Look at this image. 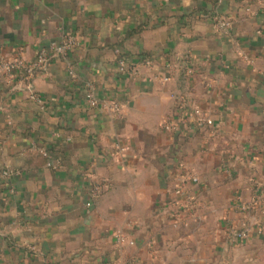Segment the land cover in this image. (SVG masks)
Instances as JSON below:
<instances>
[{
    "label": "crops",
    "instance_id": "obj_1",
    "mask_svg": "<svg viewBox=\"0 0 264 264\" xmlns=\"http://www.w3.org/2000/svg\"><path fill=\"white\" fill-rule=\"evenodd\" d=\"M67 34L37 100L0 77V264H264V0H0V56Z\"/></svg>",
    "mask_w": 264,
    "mask_h": 264
},
{
    "label": "built area",
    "instance_id": "obj_2",
    "mask_svg": "<svg viewBox=\"0 0 264 264\" xmlns=\"http://www.w3.org/2000/svg\"><path fill=\"white\" fill-rule=\"evenodd\" d=\"M216 26L217 28L223 33L227 34L231 28V24L227 19H216ZM76 46L75 37L72 35H64L59 41L51 43L47 47H40L37 51V54L34 59L28 60L24 52L21 48H19L15 53L12 55H3L0 56V77H3L7 84L12 88H23L26 92L29 93L30 97L33 99H38L33 88V81L37 73L46 69V67L56 58L60 56H67L68 53L74 49ZM124 65V64H122ZM73 76V73L71 72ZM264 76V74H263ZM86 101L90 106H98L99 101L95 98L93 93H87ZM182 106H185L184 101L181 102ZM105 109L109 110L113 113H118L121 109V106L118 102H110V104L103 105ZM195 116L197 117L198 125L202 126L203 124L211 126L213 125V121L211 119H206L203 117L199 110L195 111ZM164 128L168 131L174 129V127L168 123L165 124ZM45 156H49L45 153ZM5 177H10L13 175L10 171L3 172ZM183 180L190 182L191 184H198L199 177L196 174H192L186 172L183 175ZM104 190V186L102 185H95L91 189V196L92 198H97L102 194ZM257 195L252 202L249 203H242L239 206V211L241 213H253L259 206L260 203L263 202L264 204V187L258 186L256 188ZM177 194L181 195L185 201L188 203L189 212L188 216L185 217V220H189L190 217H196L197 221L201 220L200 215L194 214L196 208L199 207L194 200V197L190 195L189 191L187 190L184 184H180L177 187ZM89 205V204H88ZM194 211V212H192ZM173 220V226H179L180 222V214L175 215ZM256 230L258 234L264 236V229L260 226L258 221H247L241 225H231L229 227V234L231 238L236 242H245L251 236V234ZM119 241H122L121 236H117ZM134 242H130V245H133ZM123 264H134L133 262H126Z\"/></svg>",
    "mask_w": 264,
    "mask_h": 264
},
{
    "label": "trees",
    "instance_id": "obj_3",
    "mask_svg": "<svg viewBox=\"0 0 264 264\" xmlns=\"http://www.w3.org/2000/svg\"><path fill=\"white\" fill-rule=\"evenodd\" d=\"M246 214H248V213H246Z\"/></svg>",
    "mask_w": 264,
    "mask_h": 264
},
{
    "label": "rangeland",
    "instance_id": "obj_4",
    "mask_svg": "<svg viewBox=\"0 0 264 264\" xmlns=\"http://www.w3.org/2000/svg\"><path fill=\"white\" fill-rule=\"evenodd\" d=\"M165 126V125H164Z\"/></svg>",
    "mask_w": 264,
    "mask_h": 264
}]
</instances>
